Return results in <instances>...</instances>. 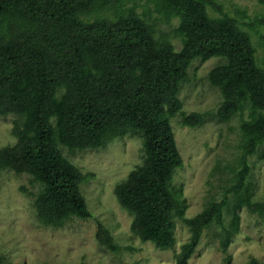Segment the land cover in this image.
Listing matches in <instances>:
<instances>
[{"label": "trees", "instance_id": "16d2710c", "mask_svg": "<svg viewBox=\"0 0 264 264\" xmlns=\"http://www.w3.org/2000/svg\"><path fill=\"white\" fill-rule=\"evenodd\" d=\"M0 0V116L14 115V146L0 149V170L31 176L41 186L33 195L38 219L61 228L73 218H91L80 185L84 176L61 152L95 151L110 140L139 135L144 160L115 187L118 204L132 217L131 231L158 250L175 246L174 219L190 231L175 257L188 264L202 232L213 223L223 228L222 250L239 233L234 214L224 228L226 200L211 202L194 218L185 217L187 202L173 179L183 167L171 119L180 113V85L195 59L214 57L226 63L211 70L212 86L222 96L218 119L228 122L248 109L241 131L248 140L234 186V211L246 207L264 214L253 202L245 181L247 156L264 143V68L257 63L251 35L242 30L216 0H138L151 3L161 22L177 19L175 51L167 38L136 12L137 0ZM264 5V0H258ZM208 9L218 13L212 17ZM244 26L264 45V17ZM204 114H182V126L200 127ZM249 191V190H248ZM245 192V193H244ZM96 239L111 252L118 247L97 224ZM249 264H260L252 259Z\"/></svg>", "mask_w": 264, "mask_h": 264}, {"label": "rangeland", "instance_id": "374dc122", "mask_svg": "<svg viewBox=\"0 0 264 264\" xmlns=\"http://www.w3.org/2000/svg\"><path fill=\"white\" fill-rule=\"evenodd\" d=\"M216 1L251 35L257 63L264 68V45L258 33L244 26L248 20L237 13L244 11L250 20L260 19L264 17V5L258 0ZM136 2V12L147 15L146 19L154 25L155 38H167L175 51H180L181 39L173 34L178 20L165 24L151 3ZM125 4L130 7L134 2L129 0ZM208 12L212 17L219 16L212 9ZM261 33L264 35L263 29ZM224 63L226 59L220 57L207 61L195 59L180 85L178 98L182 109L171 119L170 125L183 167L176 170L173 186L183 192L188 219L200 214L211 202L226 200L223 226L229 228L233 215L238 214L241 218L239 233L223 251V228L213 223L202 232L188 264H249L252 259L264 264V214L251 213L246 207L233 209L234 186H237V174L248 144L241 125L248 120L249 112L247 109L228 122L218 119L222 96L219 88L210 84L208 75ZM190 113L204 114L200 127L182 126V114ZM16 120L14 115L0 116V149L15 145ZM60 150L82 175L89 176L80 185V191L91 218H73L61 228L44 226L38 219L32 195L39 193L40 184L29 175L0 170V264H175L176 255L189 241L188 227L175 218L174 248L158 250L132 233L133 217L115 197V187L143 163V141L139 135L116 137L95 151L70 152L62 146ZM247 162L250 166L245 181L247 194L253 202L264 204V143L247 156ZM98 223L109 231L118 247L116 252L97 241Z\"/></svg>", "mask_w": 264, "mask_h": 264}]
</instances>
